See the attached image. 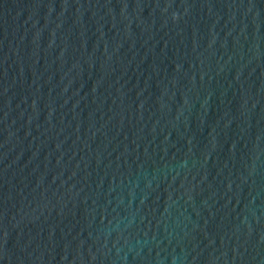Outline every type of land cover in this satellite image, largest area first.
I'll return each mask as SVG.
<instances>
[{"label": "water", "instance_id": "95a60500", "mask_svg": "<svg viewBox=\"0 0 264 264\" xmlns=\"http://www.w3.org/2000/svg\"><path fill=\"white\" fill-rule=\"evenodd\" d=\"M0 264H264V0H0Z\"/></svg>", "mask_w": 264, "mask_h": 264}]
</instances>
